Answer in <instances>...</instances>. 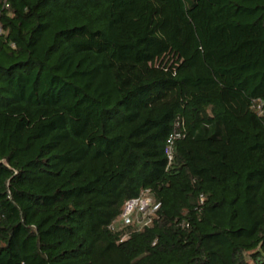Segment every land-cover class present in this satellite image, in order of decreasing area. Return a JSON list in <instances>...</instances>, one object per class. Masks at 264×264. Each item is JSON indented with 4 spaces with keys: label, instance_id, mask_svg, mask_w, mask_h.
<instances>
[{
    "label": "trees",
    "instance_id": "trees-1",
    "mask_svg": "<svg viewBox=\"0 0 264 264\" xmlns=\"http://www.w3.org/2000/svg\"><path fill=\"white\" fill-rule=\"evenodd\" d=\"M0 28V264H264V0H0Z\"/></svg>",
    "mask_w": 264,
    "mask_h": 264
},
{
    "label": "built area",
    "instance_id": "built-area-1",
    "mask_svg": "<svg viewBox=\"0 0 264 264\" xmlns=\"http://www.w3.org/2000/svg\"><path fill=\"white\" fill-rule=\"evenodd\" d=\"M2 34V29L0 28V35ZM179 134H175L171 136L168 140L167 145V155L170 160V164L173 160V144L174 141L179 138ZM159 205H154L153 201L147 193L143 194L139 199L132 200L131 202L127 203L124 213L120 217L119 220L115 222V225L119 222L124 226L131 225L134 221L139 219L141 216L151 215L157 209Z\"/></svg>",
    "mask_w": 264,
    "mask_h": 264
},
{
    "label": "rangeland",
    "instance_id": "rangeland-1",
    "mask_svg": "<svg viewBox=\"0 0 264 264\" xmlns=\"http://www.w3.org/2000/svg\"><path fill=\"white\" fill-rule=\"evenodd\" d=\"M146 218H148V215L141 216L138 220L136 219V222H140L141 225H143L145 223ZM117 224L123 226L122 224H119V222Z\"/></svg>",
    "mask_w": 264,
    "mask_h": 264
},
{
    "label": "water",
    "instance_id": "water-1",
    "mask_svg": "<svg viewBox=\"0 0 264 264\" xmlns=\"http://www.w3.org/2000/svg\"><path fill=\"white\" fill-rule=\"evenodd\" d=\"M3 163H6V162H4V161L0 162V164H3Z\"/></svg>",
    "mask_w": 264,
    "mask_h": 264
}]
</instances>
